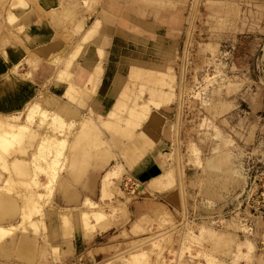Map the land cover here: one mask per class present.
Masks as SVG:
<instances>
[{
    "label": "rangeland",
    "instance_id": "1",
    "mask_svg": "<svg viewBox=\"0 0 264 264\" xmlns=\"http://www.w3.org/2000/svg\"><path fill=\"white\" fill-rule=\"evenodd\" d=\"M79 1L91 17L87 29L93 26L95 13L101 22L95 31L90 30L83 39L69 45L71 51L81 44L73 63L69 59H58L51 64L73 69L76 62L82 61L87 64L93 80L87 82L85 93L77 96H71L69 90L64 97L39 91L27 107L20 110L19 119L12 121L27 124L30 131L40 132V135L31 145H26L28 151L18 149L7 154L9 170L0 162L3 177L0 185L4 177L10 176L14 181L13 185L4 187L3 192L13 195L20 206L38 201L32 219L39 226L35 227L29 220L17 230L15 227L16 236L29 235L37 242V251L31 257L33 261L28 262L264 264V205L260 208L261 218H255L260 215L252 214L246 204L249 191L255 190L259 195L264 189V0H188L182 20H177L181 25L175 30L176 35H157L172 41L167 49L163 46L165 59L157 61L152 53L147 54L142 43H138V48L133 44L139 39L133 33L140 35V29L131 27L129 32L131 28L128 29L125 22L143 13L149 22L164 28L175 18V12L168 7L175 0H164L167 5L162 7L154 4L161 10L159 16L149 13L148 8L135 9L133 13L129 9L132 0H117V9L109 12L97 10L107 0ZM0 2L6 9L10 0ZM127 15L130 18L125 19ZM15 18L11 13L9 23ZM147 24L150 29L144 30L151 35L155 28ZM163 60L165 68L170 67V82L164 85L162 93L165 92L170 101L168 108L156 109L154 107L166 106L163 103L167 98L152 97L144 79L132 76L130 68L134 63L142 69L147 68L146 65H163ZM28 63L32 65L31 61ZM21 68L24 71L23 66ZM18 74L23 80L35 79L32 74ZM57 78L69 84L65 76ZM138 103H148L145 109L149 114L133 118L138 110L134 105ZM43 108L47 110L44 116L39 113ZM90 115L99 126L95 134H100L117 155L110 164L119 161L124 165L121 171L119 165L116 176L110 179L106 197H103L100 178L105 169L97 170L93 166L94 158L86 164L87 171L85 169L82 178L75 180L67 173L68 169L62 170L70 156L80 120ZM63 117L65 124L60 120ZM72 120H79L74 124L76 128ZM52 122L53 125L61 123L62 131L54 128L53 131L67 137L69 143L64 150L63 167L61 163L52 164L54 169L60 170L58 183L53 187L54 181L50 183L49 177L40 176L33 178L28 186H21L13 157L30 158L39 140L34 162L38 158L37 163L46 166L41 156L47 151L41 147V137L42 133L52 131ZM91 122L87 124L95 125L93 119ZM9 138L11 146L18 142V138ZM160 139L167 142L165 153L158 150ZM83 144L85 146L83 140L78 141L73 150L84 157ZM128 145H132L130 153L125 152ZM58 146L57 150L61 145ZM90 147L92 145L84 151ZM85 154L87 158L93 153ZM151 156L160 166L153 176L174 174V181L161 190L151 189L148 186L151 177L135 170L143 158L151 159ZM45 157L50 159L48 155ZM61 178L65 179L63 185ZM88 182H93L94 186H88ZM139 185L147 187L146 191ZM87 196L92 202L87 199L84 204ZM119 204L122 208L114 209V205ZM94 210H102L103 217L97 218ZM63 213H69L67 229ZM17 215L15 224L22 221L21 213ZM11 258L27 260L20 256L19 250L0 253V260Z\"/></svg>",
    "mask_w": 264,
    "mask_h": 264
},
{
    "label": "crops",
    "instance_id": "2",
    "mask_svg": "<svg viewBox=\"0 0 264 264\" xmlns=\"http://www.w3.org/2000/svg\"><path fill=\"white\" fill-rule=\"evenodd\" d=\"M17 1L18 2L16 1L14 2V0H10V3L7 5L6 9H4L5 8L4 3L0 2V88H1L0 89V114H3V115H13V114H17L18 112H20V110H24L27 107V105L39 94V91L41 92L44 90V91H47V93H50L52 96H57V97L63 96L64 97L67 91L69 90V86H71L70 81H72L73 78L74 80H76V85H75L76 91H74L76 93L72 94L74 92L70 93L71 91L70 92L68 91L69 94L71 96H77V95H81L85 93V87H87V82H92L93 80L91 78V72L89 71V68L86 63L82 61L76 62V65L74 66L73 69H65L62 66L60 68H57L55 65L51 63L52 61H56L58 59L60 60L69 59V61L73 63V58L75 57L76 52L80 50L81 44L78 46V48L74 47L72 48L71 51H69L70 46L78 42L79 38L81 40V38L83 39L85 35H88L92 27L94 25H97V23L101 21L100 18L96 19V13H95L94 24L91 28L87 29L86 26L89 23V19H91V17H90V14H86V12L84 11L83 5L81 4L79 0L78 1H75V0H24V2H20V0H17ZM187 1L188 0H175L168 6L169 9L175 12L173 13L175 18H173L172 23L168 21L167 25H164V28L162 29L160 25H156L154 23L149 22L147 18L142 15L143 13L141 14V17L139 18L134 17L130 20H126L125 26L128 29H130L131 27H134L135 22L139 20H142V21L147 20V22L150 25L152 24L155 28V30L153 29L151 30L153 33H150L151 35H147V31L144 30V28H141V29L137 28L138 30L140 29V32H141L140 35L137 32H134L133 34L134 36H139V38H141L142 36L143 37L147 36L149 39H154V38L161 39L162 44H161V47H159L160 48L159 50H161L164 46L163 45L164 40H163V37L160 38L157 35L168 37L171 30H174L175 32V30L179 29L181 22L179 23L177 22V20L179 19L182 20L183 18L182 12L185 10V5L187 4ZM116 2L117 0H107L103 4V7H99L97 8V10L98 9L99 11L105 10L106 12L116 10L117 4H118V2L117 3ZM154 4H156L157 6L158 5L161 6L163 4L165 6L167 5L164 0H142V1L132 0L129 4L130 6L129 9L130 10L132 9L134 13L135 9L142 11L144 8H148L149 13H153V14H156V16H159L161 10L158 7L154 6ZM155 8H158V9H155ZM9 10H10V14L13 13L16 16V18L13 21L10 19L12 23H9V20H8L10 18V14L8 16ZM128 17L129 15H127L125 19H127ZM20 28H23V30L18 31V29ZM168 28H171V29H168ZM161 30L164 31L163 34H161L160 32L158 33V31H161ZM131 31H132V28L129 32ZM165 39L171 40L170 38H166V37ZM162 58H164V53L162 54ZM28 61L32 62V65H31L32 67L30 66ZM33 64H34V67H33ZM21 66H23L24 71H21L22 69ZM17 72L18 73L21 72V74H24V75L32 74L33 78L35 79L34 80H28V79L23 80V78H19L17 76L19 75ZM59 75H61L62 78L65 76L66 79H69V84L62 80L60 81L57 78L59 77ZM6 80H8L9 82ZM163 90H165V87H163ZM167 92L171 94V92L169 91ZM148 101L149 99L147 100V102ZM169 101L170 100H167L163 103L166 106L158 107V108L154 107V108L156 109L168 108ZM47 102H50V101H47ZM147 104L148 103H144V104L138 103L134 105V107L138 109L136 111L137 113L136 118L144 117L145 115L149 114V112L147 113V110L145 109L146 108L145 106H147ZM91 119H93V123H95V125L94 124L91 125L93 126L94 133H96L95 132L96 130L99 131V126L98 124H96L97 123L96 119L94 118V116L90 115L80 120L81 124L79 126V129L77 131L75 138L78 137L80 138V141L81 140L84 141L88 137L92 136L94 140L96 139V143H94V147L96 148L95 149L96 151L94 150L93 154L87 158H84L83 155H78L79 161L77 162L75 159H73L74 156L72 152L69 151L70 156L68 157L67 164L62 169V170L68 169L67 173L69 174L70 177H73L74 179L82 178L85 175L86 164L91 163L90 161L91 158H94L95 162L93 166L97 170L105 169V173L101 175L100 178H102V176L106 174L110 166H114V164L116 165L118 163L117 165L121 166L120 171L123 169V166H124L123 163H120L119 161H116L114 164H110V160L116 159L117 155L116 153H113L110 150L109 145H106L107 141L103 137H101L100 134H89V136H86L88 134L80 133L82 132L81 131L82 127H85V123L87 125L88 122H91ZM38 135L40 134L35 131V134H32L33 137L31 136L30 137L28 136V138L26 137L24 141H22V143L15 145V148H13L10 152H6L2 149H0L1 150L0 152L3 156L7 154L9 155L13 154L18 149L21 150L22 152H26L28 151L26 145L27 144L31 145V142L29 141V139H31L33 142V139L37 138ZM100 141L101 143L103 142L102 146L99 145ZM37 142L38 143L36 145V152L33 153L30 158H28L30 162L27 161L28 160L27 158L24 159L23 157H13V164L16 166L19 174L21 175L20 180L23 179V181H28L33 178L32 177L34 175V162H33L34 159L33 158L38 152L37 146L39 144V140ZM157 145H158L159 152L165 153L167 142H165L164 139L163 140L160 139ZM102 148H103V151H102ZM131 148H132V145H128V147L125 149L126 150L125 152L130 153ZM103 152L104 154H107L105 156L106 158H104V161L100 157L102 155L101 153ZM4 157L6 158L7 156H4ZM128 158H130V156ZM6 159L8 161V158ZM153 165L156 167H154ZM8 166H9V162H8ZM158 169H160L159 164L151 156V159L143 158L141 161V164L137 166L135 170L140 175L144 174V176L146 175L147 177L148 176L151 177L150 182L148 183V186H150L151 189L161 190L169 186L172 183V181H174V177H173L174 174L172 172H166L159 176H153V174L156 173ZM60 177H61V172H60L58 179ZM2 178H3L2 173L0 172V180H2ZM7 179L8 177H4L3 183H7V181L9 180ZM101 180H103V178ZM64 181L65 179L63 178L62 180L61 178L62 185L65 184ZM3 183L2 185H0V187L4 186ZM57 183H58V180H57ZM87 185L90 187L94 186L93 182H88ZM139 187L142 189V191H146L147 187L142 186V185H139ZM102 188H103L102 189L103 197H105L104 184L102 185ZM7 196L8 197L11 196V198L13 199L12 201L15 202L13 209L7 206L6 203L4 202L6 201ZM87 199L92 200L89 196H87L84 199V204L86 203ZM1 201L4 202V204ZM16 201L17 200L15 199L13 195H10V193L8 192H3V190L0 189V205H1L0 206L1 207L0 208V225L14 226L16 227V230H17L19 226H23L25 221L31 220V222H34L32 224L35 227H38L39 224L33 221L32 216H30L31 219H28L29 218L28 215L23 213L22 211L23 205L21 206L18 205ZM96 203L100 207V204L98 202ZM7 208H9V210H6ZM120 208H122L121 204L114 205V209H120ZM19 212L22 215V221L20 220V222L15 224V222L18 220L17 214ZM25 215H27V218ZM62 220H63L64 225H66L65 226L66 229L69 228L70 227L68 226L70 225L69 214L65 218V213H63ZM83 226H84V223H83ZM28 240H29V243H28ZM36 244L37 242L35 241V239H32L31 236L29 235H23V236L18 237L15 234H12L10 236H7L0 243V253H6L9 251L11 252L13 250H19L20 256L22 258H26L27 260H21V259L17 260L16 258L4 259V260H0V264H31L28 261L30 260L31 262L32 260L31 257H33L34 253L37 251L35 248ZM63 250H65V248Z\"/></svg>",
    "mask_w": 264,
    "mask_h": 264
},
{
    "label": "bare ground",
    "instance_id": "3",
    "mask_svg": "<svg viewBox=\"0 0 264 264\" xmlns=\"http://www.w3.org/2000/svg\"><path fill=\"white\" fill-rule=\"evenodd\" d=\"M142 1V0H141ZM146 4V3H145ZM139 6H141V5H139ZM138 6V7H139ZM149 6V5H148ZM143 15V14H142ZM149 16V15H148ZM152 16V15H151ZM147 18V17H146ZM161 20V19H160ZM100 21V20H99ZM101 22V21H100ZM100 22L99 23H97V25H94L93 27H92V29L91 30H96L97 28H98V26H99V24H100ZM161 22V21H160ZM148 22H147V20H139L138 21V24L136 25L135 23V25H134V28H144V29H150V26L147 24ZM151 26H153L152 24H151ZM154 27V26H153ZM166 28V27H165ZM162 29V28H161ZM171 29V28H170ZM149 31V30H148ZM151 33V32H150ZM171 33V34H170ZM170 35L171 36H175V32H174V30H171L170 31ZM167 37V36H166ZM160 42V43H159ZM162 41H161V39H149L147 36H145V37H141V38H139L138 39V42H136V43H134L133 42V44L135 45L136 44V47H137V45H138V43H142L144 46H145V51L147 52V54L149 53H152L153 54V56L156 58V61H157V59H159V60H161V59H165V58H162V54L164 53V51L168 48V46H167V44L169 45V43L170 42H172L171 40H164V42H163V45L165 46V48H163V49H161V50H159L160 48L159 47H161V43ZM138 48V47H137ZM136 50V49H135ZM127 52V51H126ZM138 52V51H137ZM152 54L150 55L151 57H152ZM133 55L135 56V54L133 53ZM136 57V56H135ZM127 58H129V57H127ZM137 58V57H136ZM140 58H141V56H140ZM138 59V58H137ZM151 60V59H150ZM148 62H153V61H149L148 60ZM157 63V62H156ZM159 63V62H158ZM136 63H134V64H132V66H131V72H130V74H132V76H135V78L137 79V78H140V79H144V81H145V85H147V87H148V89H149V91H150V93H151V96L152 97H155V96H157V97H159V96H165L166 94H165V92H163L162 93V90H163V87H164V85H166V84H168L170 81H168V72H169V66L167 67V68H165V63H164V60H163V65L161 64V65H156V64H154V65H146V67L147 68H140L139 66H134ZM135 67V68H134ZM112 72V71H111ZM12 76V75H11ZM171 76V75H170ZM71 78V77H70ZM171 78V77H170ZM3 79V78H2ZM12 79V78H11ZM14 79V78H13ZM67 80H69V79H67ZM6 81H8V80H6ZM11 81V80H10ZM75 81V82H74ZM9 82V81H8ZM70 83H71V86H69V92L70 93H72V92H74V91H76V80H74V78H73V80L72 81H70ZM9 85V84H8ZM11 85V84H10ZM127 85V84H126ZM6 86V85H5ZM126 87V86H125ZM1 89V88H0ZM129 90V89H128ZM155 92L157 93V95L155 94ZM76 92H74V93H72V94H75ZM166 98H167V100H169V97L168 96H165ZM166 100V101H167ZM39 105H40V103H39ZM38 105V106H39ZM33 109H35V108H33ZM37 110V109H36ZM35 110V111H36ZM46 112H47V110H45L44 108L43 109H41V111L39 112L40 114H43V116H44V114H46ZM21 114V111L20 112H18L17 114H13V115H3V114H0V145L2 146V150H6V152H10L13 148H15V145H17V144H19V143H22V141H23V139L24 138H28V136L30 137H33L32 136V134H35V132H33V131H30V127H29V125H27V124H23V123H19V122H14V121H12V120H18L19 118V115ZM55 115V114H54ZM41 117V116H40ZM54 117V116H53ZM52 117V118H53ZM56 117V116H55ZM59 117V116H58ZM137 117V113L136 112H134L133 113V118H136ZM56 119H57V121H58V118L56 117ZM55 120V119H54ZM61 120V123L63 122L64 124H65V120H64V118H61L60 119ZM53 121V120H52ZM56 121V122H57ZM78 121L79 120H72V123H73V125L74 124H77L78 123ZM42 123H43V121H41ZM41 123V124H42ZM59 123V122H58ZM61 123H60V125H61ZM70 123H71V121H70ZM92 123V122H91ZM84 124V123H83ZM36 125V124H35ZM38 125H40V124H38ZM50 125H53V122L52 123H50ZM60 125H58L57 123H55L53 126H52V131H51V128H48V130H50L51 132L50 133H42L41 135H42V137L41 138H43L42 140V142H41V147L42 148H45L46 149V151L47 152H45L46 154V156L48 155V156H50V159L49 160H46V157H45V155L43 154V156H41L42 157V159L44 160V161H46L47 162V164H46V166H44V165H42L41 163H37L38 161V158H36L37 160H36V162H34L35 161V157L33 158L34 160H33V162H34V175L32 176V175H30V176H32L33 178H39L40 176H46V178H48L49 177V179H47V180H51V182L50 183H52V181H54L53 182V187H54V185L57 183V175L59 174V171L55 168L54 169V167L52 166V164L54 165V163H55V165L57 164H59V163H61V166L63 165V158L65 159V157H64V150H65V148H66V146H67V144H69L68 143V138L66 137V138H64V137H60V135L58 136L57 134H55L56 132L55 131H53V128L55 129V130H60V131H62L61 129V126ZM63 125V124H62ZM71 125V124H70ZM72 125V126H73ZM47 126H49V125H47ZM47 126H46V128H47ZM67 126V125H66ZM74 128H76L75 127V125L73 126ZM73 129V128H72ZM65 130V129H64ZM67 130V129H66ZM65 130V131H66ZM77 130V129H76ZM38 131V130H37ZM82 132H80L81 134H88V135H86V136H89V134H95L94 133V131H93V126H91L90 124H87L86 125V123H85V127H82V130H81ZM53 132V133H52ZM67 132V131H66ZM127 132V131H126ZM59 133V132H58ZM61 133V132H60ZM68 133V135H69V132H67ZM66 133V134H67ZM39 134H40V132H39ZM84 136V135H83ZM9 137H14V138H18V142L17 143H15V145L14 146H11L12 144H9V140H10V138ZM85 137V136H84ZM97 137V136H96ZM40 138V139H41ZM78 138V137H77ZM74 139L75 141L73 142V145H71V152H72V154H73V159H77L78 158V153L76 154V151L74 152V150L73 149H75V147H76V145H77V143H78V141H80V138H78V139ZM83 138V137H82ZM87 138V137H86ZM29 141L31 142L32 140L31 139H29ZM48 142H49V144H48ZM84 143H85V146H84V144H83V147H84V149L86 148V147H89L90 145H92V147H94V143H96V139L94 140L93 139V137L91 136V137H88L87 139H85L84 140ZM60 146V149L59 150H57L58 148H56L57 146ZM99 145L100 146H102L103 145V142L101 143V141H100V143H99ZM58 146V147H59ZM20 147V146H19ZM24 147V146H23ZM40 146H37V148H39ZM92 147H90V148H92ZM87 149V150H85L84 151V149H83V154H84V157H86L87 155L85 154V153H87L88 155H90V153L92 154L94 151H92V149ZM23 149V148H22ZM41 149V148H40ZM28 150V149H27ZM44 150V149H43ZM1 151V150H0ZM102 151H103V148H102ZM78 152V151H77ZM79 152H81V151H79ZM56 153H57V155H56ZM82 154V153H81ZM67 155V154H66ZM102 155H104V156H102V157H105L107 154H104V153H102ZM7 156V155H6ZM59 156H61V157H59ZM63 156V157H62ZM76 156V157H75ZM40 157V158H41ZM101 157V156H100ZM101 157V159L102 160H104V158H102ZM31 158V159H32ZM62 158V159H61ZM106 158V157H105ZM25 159V158H24ZM27 161H29L30 162V160L28 159ZM43 161V162H44ZM0 162L3 164V167L6 169V170H9V166H8V161H7V159L1 154V152H0ZM66 163V162H65ZM107 163V162H106ZM30 164V163H29ZM70 164V163H69ZM118 164V163H117ZM115 165L114 164V166H110L109 167V169H108V171L106 172V174L104 175V176H102V178H103V180H102V182H103V184H104V193H105V197H106V195H108L109 194V189H108V185H109V182H110V179L112 180V178L114 177V176H116V171L118 170V166L119 165ZM48 165V166H47ZM83 165H85V164H83ZM33 167V166H32ZM57 167V166H56ZM63 167V166H62ZM61 167V168H62ZM30 173V172H29ZM33 173V172H32ZM20 175V174H19ZM29 175V174H28ZM21 176V175H20ZM24 176V175H23ZM25 177V176H24ZM31 177V178H32ZM32 178V179H33ZM101 178V179H102ZM6 179V178H5ZM9 179V180H8ZM8 181H7V183H3L4 184V186L3 187H0V189H2L3 190V188L4 187H8V186H10V185H13V179L10 177L9 178V176H8ZM25 179V178H24ZM31 179V180H32ZM31 180H28V181H23V179L22 180H19V182H20V184H21V186H24V185H27L28 183L29 184H31ZM34 180V179H33ZM36 181V180H35ZM34 181V182H35ZM18 182V181H17ZM37 182V181H36ZM36 182L34 183V184H36ZM47 182H49V181H47ZM56 182V183H55ZM39 183V182H38ZM18 184V183H17ZM41 184V183H40ZM45 184V183H44ZM47 184V183H46ZM102 184V185H103ZM2 185V184H1ZM37 185H39V184H37ZM28 186V185H27ZM30 186V185H29ZM46 186V185H45ZM47 186H48V184H47ZM24 187H26V186H24ZM31 187V186H30ZM21 189V188H20ZM24 189V188H23ZM27 189V188H26ZM26 189H24V190H26ZM23 192V191H22ZM4 197V196H3ZM13 199L11 198V196L10 197H8L7 196V199H6V201H4L5 203H6V205L7 206H9L11 209H13V206H14V204H15V202L14 201H12ZM90 200V199H89ZM26 201V200H25ZM31 201V200H30ZM87 201V200H86ZM2 202V201H1ZM4 202H2L3 204H4ZM32 204L31 205H26V206H23L22 207V211H24L23 213H25V210H26V213L25 214H27V215H29V217L30 216H32L33 215V213L36 211V210H34L35 208H36V206H37V204H38V201H37V199H35V200H32ZM90 203L92 202L91 200L89 201ZM95 203V202H94ZM94 203H92V204H94ZM1 206V205H0ZM30 206V207H29ZM95 206V205H94ZM40 207V206H39ZM1 208V207H0ZM95 208V207H94ZM24 209V210H23ZM6 210H9V208H7ZM40 210H42V209H40ZM39 211V210H38ZM94 212H95V216L97 217V218H102L103 217V215H104V212L101 210H99V211H95L94 210ZM68 214L69 213H65V218L68 216ZM27 215H25L26 216V218H27ZM25 218V217H24ZM255 218H261V215L260 216H256ZM29 219V218H28ZM85 222V221H84ZM41 224H42V221H41ZM37 225V224H36ZM66 226V225H65ZM69 226V225H68ZM67 226V227H68ZM66 228V227H65ZM15 232V227L14 226H4V225H0V243L7 237V236H10V235H12V234H15L14 233ZM26 237V236H25ZM23 238V237H22ZM25 239V238H24ZM27 239V238H26ZM4 243V242H3ZM28 243H29V240H28ZM5 244V243H4ZM27 245V244H26ZM27 247V246H26ZM30 248V247H29ZM2 252H3V250H2ZM134 255V254H133ZM141 256H142V254H141ZM135 258H137V257H135ZM138 260V259H137Z\"/></svg>",
    "mask_w": 264,
    "mask_h": 264
},
{
    "label": "built area",
    "instance_id": "4",
    "mask_svg": "<svg viewBox=\"0 0 264 264\" xmlns=\"http://www.w3.org/2000/svg\"><path fill=\"white\" fill-rule=\"evenodd\" d=\"M254 191L253 190L249 191L248 200H247L246 204H247V207L250 208V212L252 214L260 215V213H261L260 208L264 205L263 204L264 203V189L261 190V193H259V195H257V193H255ZM251 200H253L252 201L253 204H251Z\"/></svg>",
    "mask_w": 264,
    "mask_h": 264
}]
</instances>
